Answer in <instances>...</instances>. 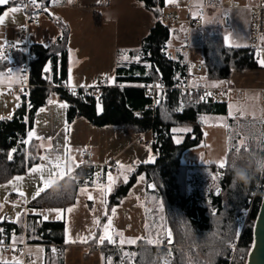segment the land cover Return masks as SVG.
<instances>
[{
	"label": "crops",
	"instance_id": "obj_1",
	"mask_svg": "<svg viewBox=\"0 0 264 264\" xmlns=\"http://www.w3.org/2000/svg\"><path fill=\"white\" fill-rule=\"evenodd\" d=\"M17 1L0 0V6H7L0 15V57L3 58L1 47L5 43L12 42L16 46L22 43L16 35L24 27L25 17L15 4ZM216 4L222 7L221 0H205L199 15H193L192 0H164V15L171 13L175 18L172 27L174 37L179 39L181 32L182 36L183 32L188 34L185 43L182 42L178 48L189 43L194 52L192 61L201 77L205 76L202 46L221 41L226 46L239 47L238 42L242 40L246 45L248 40L246 10H243L245 14L242 16L234 15L232 19L225 13L222 21L232 27L224 32L216 30L214 25L201 29L200 17L205 14L211 19L216 12ZM179 9H186L187 14L184 25L177 30L180 22L176 11ZM95 16L99 18L98 23ZM188 19H198V28L190 29ZM152 25L151 15L136 0H48L47 8L42 11L40 26L28 28L27 42L30 46L53 45V53H58L65 46L69 55L66 84L87 87L104 78L111 81L117 60H124L128 51H135ZM5 59H10V56ZM11 62L8 72L0 76V120H10L21 105L20 97L14 95V87L22 84L23 73L21 67ZM226 87L235 89L223 100L226 115L204 116L202 143L183 152L180 158L182 165L199 167L200 171L209 173L205 182L209 181L211 185L214 184L212 178L215 174L210 172L209 166H214V160L206 159L204 163L208 162V165L197 164L206 157L200 148L210 140L208 133L222 132L221 149L227 165L235 171H251L261 167L264 161V68L235 72ZM55 96L51 95L48 103L36 110L32 128L25 139L26 145H33L29 153L35 163L23 175L0 184V210H4L0 223L7 216L9 223L22 227L20 236L11 232L15 242H20L24 236L26 252L32 259L23 262L19 257L3 254L0 248V264H103L102 250L110 245L118 246H110L116 251L140 247L138 243L147 240L150 234L152 242L157 243L161 223L154 217L159 209L155 214L150 210L149 199L153 190L145 172L135 176L131 188L118 203L108 206L112 192L130 180L139 166L152 165L156 155L149 147L139 144L135 135L126 134L120 126L92 128L82 118L68 125L66 105L57 104L52 99ZM207 127H211L209 132ZM189 130L186 126H174L171 132L173 136L182 137ZM83 149L94 156L93 163L106 165L113 162L118 169L113 170L109 166L94 173L92 184L79 186L73 204L65 209L28 208L26 216L35 217L39 222L62 223L64 228L61 245L46 246L28 241L23 206L30 205L57 183L75 175L76 170L84 166L80 155ZM197 154L198 161L195 160ZM206 191L209 192V188ZM10 199L12 201L8 202ZM29 233L33 238L34 220L29 222ZM115 236H118L117 240ZM112 263V256H108L105 264Z\"/></svg>",
	"mask_w": 264,
	"mask_h": 264
},
{
	"label": "trees",
	"instance_id": "obj_2",
	"mask_svg": "<svg viewBox=\"0 0 264 264\" xmlns=\"http://www.w3.org/2000/svg\"><path fill=\"white\" fill-rule=\"evenodd\" d=\"M34 1L41 11L48 6V0ZM136 1L149 12L153 25L135 51H128L126 59L117 60L113 79L107 78L113 86L100 89L97 97L87 94L74 96L58 89L66 83L68 72L69 55L65 46L58 53L52 52L53 45L30 46L32 59L28 82L31 87L23 91L21 105L11 119L0 120V184L23 175L35 163L29 153L33 145L25 143L27 133L32 128L36 110L46 105L51 95H58L66 105L68 125L82 118L92 128L120 126L126 134L136 137L147 130L157 134L149 146L156 155L154 163L139 166L130 180L119 185L108 200L109 207L118 203L131 188L135 176L145 172L149 183L154 186L152 194L159 200V213L154 217L161 223L157 243L152 242L150 234L147 240L138 243L140 247L119 251L105 247L102 250L103 264L108 256H112V264H228L231 256L229 246L236 241L238 213L247 204L260 166L240 172L229 165L224 169L209 166L210 172L217 176V186L221 190L218 196H214V192L205 191V180L195 172L198 167L181 164L182 153L203 141L202 118L207 115L225 116L226 104L174 89L183 84L181 78L185 75L186 58L180 49L168 51L172 27L162 20L164 0ZM6 7L0 6V15ZM94 19L99 22L97 16ZM262 42L264 46V40ZM246 50V45L230 47L221 41L206 43L201 47L205 76H199L196 70L198 81L207 86H228L235 72L257 68L247 57ZM11 61L21 67L22 54L13 50L10 59L0 57V76L6 74ZM148 87H157L152 92V99L145 98ZM174 126L190 128L180 143L174 141L171 132ZM94 173V167H80L76 170V178L73 175L63 179L36 198L28 205L29 208L65 209L71 206L76 189L92 184ZM260 202L261 199L259 205ZM258 208L254 209L250 225L239 241L233 264L245 262ZM154 210L157 212L156 208ZM26 218L28 241L46 246L63 244L62 223L39 222L31 216ZM31 220L35 221L33 238L29 233ZM10 231L20 236L22 227L8 221L0 223V236Z\"/></svg>",
	"mask_w": 264,
	"mask_h": 264
},
{
	"label": "built area",
	"instance_id": "obj_3",
	"mask_svg": "<svg viewBox=\"0 0 264 264\" xmlns=\"http://www.w3.org/2000/svg\"><path fill=\"white\" fill-rule=\"evenodd\" d=\"M252 4L243 5L240 3V0H221L222 7L230 10H246L248 11V19H249V34L248 40L246 43V55L250 59V61L257 68H264V0H252ZM17 7H19L24 12L25 23L24 27L18 31L16 37L22 43L18 46L14 45L12 42L5 43L4 46L1 47V52L3 53L5 58L10 56L11 50L15 49L23 56V63L21 66L23 73V82L19 86L14 87V95L20 97L22 95V91L30 88L31 85L28 82V73L30 68V61L32 56L30 54L27 38H28V28L29 27H39L40 19L42 16V11L39 8V5L34 0H18ZM163 22L173 27L175 25V18L171 13H167L162 18ZM200 21L198 19H188L187 25L190 29L198 28ZM180 52L185 55L186 58V71L185 75L181 78L182 85H177L174 89L180 92H187L193 94H200L204 100H212V101H223L225 96L232 90L230 87L226 86H207L201 84L197 80L196 65L192 61V57L194 52L190 47L189 43H187L184 47L180 49ZM107 79H102L98 83L92 86L87 87H70L66 83H63L58 87L62 92L67 94H72L74 96L83 95H91L93 97H97L99 90L102 88L112 87ZM157 87H148V92L145 94V98L152 99V92H154ZM167 89V88H165ZM240 90H237L239 92ZM55 102L59 105L64 104L63 100L56 95L54 98ZM151 108H154V100H152ZM264 122V115L262 116ZM157 134L153 130H147L138 135L137 141L139 144L149 147L152 141L156 138ZM81 158L84 160L85 166L94 167L95 173H99L103 167H111L113 170L118 169V166L113 162L108 163L106 165H99L93 163L94 156L89 153L86 149L81 151ZM76 178V175L74 176ZM264 191V165L260 170L259 176L255 185L250 193L247 204L244 208L239 210L237 221H236V241L233 242L230 246L231 256L228 264H233L234 258L238 251L239 241L245 231V229L250 225L252 220V214L254 209L259 207V201L262 198ZM12 200H8L11 202ZM29 208L28 205L23 206V216L24 220L26 217V211ZM8 217L5 216L3 221H7ZM115 239H118V236H115ZM168 241H165L167 244ZM111 247L117 248L116 245H110ZM27 243L24 239L20 242L14 241V234L10 232H4L0 236V248L3 254L12 255L14 257H19L23 262L29 261L32 259V256L26 252ZM243 255L241 256V258Z\"/></svg>",
	"mask_w": 264,
	"mask_h": 264
},
{
	"label": "rangeland",
	"instance_id": "obj_4",
	"mask_svg": "<svg viewBox=\"0 0 264 264\" xmlns=\"http://www.w3.org/2000/svg\"><path fill=\"white\" fill-rule=\"evenodd\" d=\"M192 1H193V6H194L192 9V12H193L192 14L193 15H199L198 11L202 8V5L205 2V0H192ZM252 2H253L252 0H240V3L243 5H250V4H252ZM215 10H216V12L211 19H209V17L205 14L200 17L201 21H202L201 29L202 28L205 29L207 27H211V25H214V28H216V30L224 32L228 29H231V27H232L231 24L227 25L226 23H223L222 18H223L225 13L229 14L230 19H232V17L234 15L242 16L243 14H245V11H243V10H241V11H239V10L238 11H226L225 9H223L221 6H219L217 4L215 5ZM176 14H177L178 21L180 22L179 26L177 28V30H179L180 29L179 27L184 25L183 21L186 17L187 10L186 9H179L176 11ZM237 31H239V30H237ZM186 34H187V31L185 33L183 32V36H182V32H181L180 38L176 39V36L174 37V31L172 28L171 33H170V38H169V41L167 43L168 51H173L174 49L178 48L182 42L185 43V40H187V35H188V34L187 35ZM237 44L242 46V45H244V42L241 40ZM209 126H210V124H209ZM208 128H211V127H207L206 128L207 131H208ZM208 134L210 136V137H208V139L210 138V140L208 142L206 141V144L202 145L200 148L201 150H203L202 155H205L206 157L204 159H201V161H199L197 164L200 166L206 161V159L208 160V159L212 158V160H214L212 164L215 167L224 169L227 166V162H226V158L224 157V154H223L222 149H221L222 148V132L216 131V133L214 135H212L211 133H208ZM181 140H182V137L177 136V135L174 136L175 143H180ZM205 140H207V139L205 138ZM220 151H221V153H220ZM195 153H197V152H195ZM198 158H199L198 154L195 155V160L198 161ZM204 164L208 165V162L204 163ZM262 164L264 165V161ZM262 166L260 167L259 172L262 169ZM198 168H197L198 172L196 171V173L198 174L200 179L204 181L207 177L206 175L209 173L202 172ZM212 179H214V184L211 185V183L209 181L207 183H205V186H204L205 191L207 190V188H209V191H211V192L217 191V189H218L217 176L214 175ZM149 205L151 206L150 210H152L153 214L156 213V211H154V208L160 209L159 200L156 199V196L154 194L149 199ZM3 212H4V210H0V216ZM239 255L241 257L242 253H240Z\"/></svg>",
	"mask_w": 264,
	"mask_h": 264
},
{
	"label": "water",
	"instance_id": "obj_5",
	"mask_svg": "<svg viewBox=\"0 0 264 264\" xmlns=\"http://www.w3.org/2000/svg\"><path fill=\"white\" fill-rule=\"evenodd\" d=\"M150 189L154 190V186L152 184H150ZM219 192L220 189H218L214 195L217 196ZM251 233L252 241L244 264H264V192L252 224Z\"/></svg>",
	"mask_w": 264,
	"mask_h": 264
},
{
	"label": "bare ground",
	"instance_id": "obj_6",
	"mask_svg": "<svg viewBox=\"0 0 264 264\" xmlns=\"http://www.w3.org/2000/svg\"><path fill=\"white\" fill-rule=\"evenodd\" d=\"M264 192V191H263ZM261 203V202H260ZM260 206V205H259Z\"/></svg>",
	"mask_w": 264,
	"mask_h": 264
}]
</instances>
